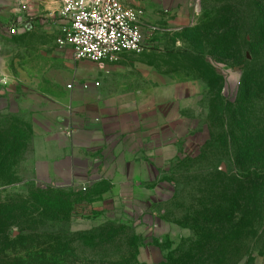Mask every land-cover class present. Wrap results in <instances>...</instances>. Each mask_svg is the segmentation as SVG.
Listing matches in <instances>:
<instances>
[{
	"label": "rangeland",
	"instance_id": "obj_1",
	"mask_svg": "<svg viewBox=\"0 0 264 264\" xmlns=\"http://www.w3.org/2000/svg\"><path fill=\"white\" fill-rule=\"evenodd\" d=\"M256 1L194 0L181 29L146 13L158 31H144L143 54L95 63L60 47L62 0H0V264H264L263 220L223 229L200 216L232 213L233 180L248 175L223 122L246 63L187 55L194 28L226 8L248 12L249 27ZM254 94L237 120L256 140L264 91ZM216 229L238 239L208 259L202 235Z\"/></svg>",
	"mask_w": 264,
	"mask_h": 264
},
{
	"label": "trees",
	"instance_id": "obj_2",
	"mask_svg": "<svg viewBox=\"0 0 264 264\" xmlns=\"http://www.w3.org/2000/svg\"><path fill=\"white\" fill-rule=\"evenodd\" d=\"M247 13L226 8L223 12H219L218 18L212 23L201 28H194L190 38L194 51L187 53L198 61L204 60L205 53L209 50V56L216 62L234 67L244 66V62L246 63L237 100L234 103L223 105V122L225 121L224 124L228 125L225 135L226 142L225 140L224 142L227 143L230 136L233 138L234 164L248 175L244 179L233 180L235 188L230 194L228 193L232 197L229 201L233 206L232 213L224 214L220 212V209L205 208L200 215L204 219L203 223L211 225L212 228L223 227L224 229L226 225L231 226L234 217L242 219V223L253 217L258 221H264V135L258 136L256 140L251 135L246 136V125L250 124L249 121L243 118L237 120L240 112V116L243 113L247 114L253 105L252 100L254 101L256 97L254 90L264 91V0H257L255 8L249 12L252 18L249 27L245 18ZM246 51L253 55L252 60H246ZM254 66L259 70L251 71ZM230 114L231 119L229 120ZM238 129L244 135L242 138H238L235 133ZM214 187L210 193L211 196H216L221 189L217 185ZM234 213L238 216H234ZM236 227H241V225L236 224L233 228ZM223 229H218L219 231L216 229L215 236L213 233H203L201 239L203 248H212L211 251H213L215 249L213 246L216 244L233 243L238 239L236 237L238 234L231 229L228 233ZM208 251V259L223 254L220 249L214 250V256L210 250ZM187 263L189 264V259L182 258L177 262L171 259L166 264Z\"/></svg>",
	"mask_w": 264,
	"mask_h": 264
},
{
	"label": "built area",
	"instance_id": "obj_3",
	"mask_svg": "<svg viewBox=\"0 0 264 264\" xmlns=\"http://www.w3.org/2000/svg\"><path fill=\"white\" fill-rule=\"evenodd\" d=\"M59 16V45L70 48L77 61L117 63L125 55L143 54L144 31H158L146 23L144 10L128 7L119 0H62ZM17 32V27L10 30L12 35ZM83 88L88 91L90 86Z\"/></svg>",
	"mask_w": 264,
	"mask_h": 264
},
{
	"label": "crops",
	"instance_id": "obj_4",
	"mask_svg": "<svg viewBox=\"0 0 264 264\" xmlns=\"http://www.w3.org/2000/svg\"><path fill=\"white\" fill-rule=\"evenodd\" d=\"M124 5L140 8L146 13H160L167 27L181 29L187 27L190 13L193 12L194 0H119ZM146 18V17H145ZM93 86V85H92ZM74 87L71 89L73 90ZM159 91V89H157ZM158 103L160 94L156 95Z\"/></svg>",
	"mask_w": 264,
	"mask_h": 264
}]
</instances>
